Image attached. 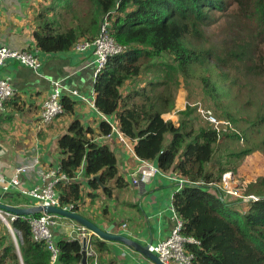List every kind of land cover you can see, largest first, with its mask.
Listing matches in <instances>:
<instances>
[{
    "label": "trees",
    "instance_id": "1",
    "mask_svg": "<svg viewBox=\"0 0 264 264\" xmlns=\"http://www.w3.org/2000/svg\"><path fill=\"white\" fill-rule=\"evenodd\" d=\"M50 1L35 18L33 37L41 52H67L82 40L95 39L105 16L111 37L127 46L110 57L98 75L94 106L102 115L114 116L117 130L132 141L138 159L186 179L173 195L172 206L183 223L182 233L199 242L187 245L194 256L192 264H264V176L247 185L246 195L256 198L247 203L229 201L207 186L219 184L224 173L234 174L246 157L264 156V118L249 111L242 100L246 79L260 76L264 81L263 54L259 51L251 57L240 45L217 54L205 32L218 17L235 14L250 23L264 43V0ZM162 55L171 57L172 63L153 62ZM249 62L252 70L246 65ZM144 72L148 77L143 82ZM179 76L199 86L209 101L208 109H203L226 122V131L218 133L195 103L176 110ZM61 102L64 114H73L74 103L67 97ZM166 115L176 119L166 120ZM97 130L94 133L75 121L57 143L60 172L70 181L59 183L56 191L61 205H73L75 211L83 199L82 182L75 180L82 166L86 184L107 199L128 189L115 153L94 142L97 136L110 135L112 126L101 121ZM240 140L243 148L238 146ZM242 204L245 210L239 209ZM11 227L21 234L19 256L5 233L0 236V264H20V260L49 264V252L32 240L25 220L18 217ZM89 244L97 261L108 252L106 242L96 236L90 237ZM57 247L56 264H81L80 240L62 238ZM106 261L117 264L113 259Z\"/></svg>",
    "mask_w": 264,
    "mask_h": 264
},
{
    "label": "crops",
    "instance_id": "2",
    "mask_svg": "<svg viewBox=\"0 0 264 264\" xmlns=\"http://www.w3.org/2000/svg\"><path fill=\"white\" fill-rule=\"evenodd\" d=\"M50 3V0H5L0 7V45L16 50H33L41 62L40 75L13 61L0 67V78L8 79L16 92L0 114V178L9 180L17 167L37 161L38 165L33 171L19 177L22 187L26 189L42 184L37 174L39 171L44 172L59 165L57 143L68 133L72 123L78 121L94 133H98L101 121L117 128L114 116H104L91 106L95 99L91 89L94 70L91 49L79 52L72 47L67 52L43 53L37 48L33 37L35 18L42 7ZM51 82H58L64 87L62 98L67 97L74 103V112L56 118L46 128H39L41 105L52 90ZM73 91L76 95L71 93ZM118 137V132L114 130L109 138L97 136L94 142L107 145L115 153L119 173L128 183V189L119 192L116 198L113 196L114 202L103 203L106 197L86 184L82 166L75 178L82 182L83 195L76 213L80 214L85 209L86 217L81 216L100 229L111 228V232L141 245L155 244L169 235L172 226L170 204L177 192V184L153 173L146 163L153 168L156 167L155 163L138 159L134 151ZM134 179L136 184L133 183ZM6 196L10 202L20 199L21 204L12 202L11 205L1 200L0 203L20 208L33 205L28 198L17 193L4 194L0 188V199ZM92 205L98 209L93 210ZM74 224V221L62 218L60 226L53 231L55 241L62 238L70 240L69 233H72V237L77 235L76 229H72ZM122 225H126L125 231ZM105 242L108 252L99 255V264H108L107 259H113L117 264H154L123 243Z\"/></svg>",
    "mask_w": 264,
    "mask_h": 264
},
{
    "label": "built area",
    "instance_id": "3",
    "mask_svg": "<svg viewBox=\"0 0 264 264\" xmlns=\"http://www.w3.org/2000/svg\"><path fill=\"white\" fill-rule=\"evenodd\" d=\"M5 0H0V7ZM76 51L82 52L87 49H91L93 57V82L95 83L101 70L106 65L107 60L110 57L121 54L126 51V46L118 44L110 35V20L105 16L99 27V32L95 39L91 41L82 40L74 45ZM13 61L19 65L25 66L40 75L41 62L36 56L33 50L24 49L16 50L12 49L6 45H0V67L4 66L6 62ZM52 90L48 98L42 103L38 127L46 128L48 127L56 118L64 114V108L62 105V92L64 87L58 82H51ZM76 95V92H71ZM16 92L11 86L8 79L0 78V114L4 112L5 104L15 96ZM92 95H96L95 90H92ZM85 100V98H82ZM91 106L95 109L94 99L91 102ZM198 112L204 116V118L216 129L219 133L220 131H226V122L217 120L209 112H205L202 109H198ZM116 131V128L112 127V132L110 135ZM118 132V131H117ZM110 135L106 136L109 138ZM118 138L121 140L125 146L133 150L132 141L124 137L121 133H118ZM241 144V142H239ZM148 167L155 174L162 175L171 181L176 182L177 192H179L183 186L187 183L186 179L178 177L174 173H163L157 168H153L151 164L146 163ZM37 161L31 164L19 166L15 169V174L9 180L0 178V188L5 194L17 193L20 196H24L33 202L31 207H56L65 211L76 212L73 205H61L59 195L56 191V187L61 182H69L70 180L60 172L59 166L56 168L49 169L47 171H39L38 177L41 179L42 184L29 189L23 188L19 177L22 174H28L36 168ZM133 183L136 184L137 181L134 179ZM196 184L203 185V182H198ZM210 189L214 188L213 183L207 184ZM216 191L223 198H237L242 203H247L252 200L254 196L246 195L247 184H235V178L232 173H226L222 176L219 184L215 185ZM214 192V190L212 191ZM4 213L7 218L3 220L7 226L10 238L13 243H15V250L19 256V243H21V234L16 229L11 227V223L19 216L13 214ZM171 222L172 226L169 235L160 240L155 244H148V251L154 254L157 259L162 264H192L193 254L187 250V245L193 244L198 246L199 242L192 237H187L182 233L183 223L180 217L175 212L172 203L170 204ZM37 216H20L23 220L27 222L30 228L32 240L36 243L43 244L46 250L50 254L49 264H56L59 257V249L57 247V242L54 239L53 231L56 227L60 226L62 217L54 214H46L43 212L37 213ZM35 215V214H34ZM72 229H76L75 236L72 237V233H69L70 240H80L86 238V259L88 264H99L97 261V255L91 248L89 241L90 237L93 235L92 232L88 231L85 227L74 224ZM122 229L125 231L126 225H122ZM17 235V237H16ZM19 240V243L17 242ZM20 264L23 262L20 260Z\"/></svg>",
    "mask_w": 264,
    "mask_h": 264
},
{
    "label": "rangeland",
    "instance_id": "4",
    "mask_svg": "<svg viewBox=\"0 0 264 264\" xmlns=\"http://www.w3.org/2000/svg\"><path fill=\"white\" fill-rule=\"evenodd\" d=\"M84 1V0H83ZM81 3V0H80ZM243 19L236 17L235 14H229L226 16L218 17L217 23L215 25L209 26L205 29L208 43L210 47L215 46L213 49L217 51V54L223 51H230L233 50L236 45H240L246 50L249 51V55L251 57H257L259 51H262L263 58H264V43H261V39H257L255 33L252 32L250 23L246 21H242ZM67 25V24H66ZM119 44V43H118ZM121 45V44H120ZM124 46V45H123ZM127 48V46H126ZM153 62H168L169 64L172 63L171 57H167L165 55L160 56L153 60ZM152 62L150 61L148 65H151ZM248 68L251 70L254 68L251 62L246 64ZM144 72L141 76L144 77L143 82L148 77L147 74H150V71ZM146 74V75H145ZM142 80V79H139ZM247 80V83L245 81ZM243 82V89L244 92L242 94V100L244 102V106L251 112L257 113V116L260 118H264V81L260 76H254L253 78H248ZM141 83H137L140 85ZM132 86H136V84H132ZM95 84L93 79L91 80V89H94ZM127 90V89H126ZM226 93V91H225ZM185 103H195L196 105L200 106V109L205 111L203 108L208 109L209 101L205 98L203 92H201L199 86L196 83L192 82H185L179 76V89L176 92L175 97V108L180 110L184 107ZM166 120L171 118L175 120V115L171 116H164ZM264 127V125L262 126ZM125 145V144H124ZM133 146V145H132ZM238 146L242 147L244 144L238 143ZM235 178V184H249L251 182H255L258 177L264 176V156L260 153L253 154L251 156L246 157L242 162L241 166L235 171L233 174ZM256 198L253 197V200ZM2 202L6 204H21L19 200H13L12 202L8 201V196L2 197L0 199ZM229 201H238L237 198H231ZM105 202H114L113 198H104L103 203ZM3 203V204H4ZM102 203V200H101ZM106 203V204H107ZM243 205V204H242ZM239 206V205H238ZM245 206H239V209L245 210ZM93 210H97L98 208L95 205H92ZM85 210V209H83ZM80 211V215L85 216L86 214ZM87 211V210H86ZM5 219L7 218L6 215H3ZM5 225L3 220L0 218V236H5L6 233L7 237L10 238L9 230L7 231L6 228L2 225ZM17 237V235H16ZM19 243V240L17 241ZM15 246V243H13ZM16 248V246H15Z\"/></svg>",
    "mask_w": 264,
    "mask_h": 264
},
{
    "label": "water",
    "instance_id": "5",
    "mask_svg": "<svg viewBox=\"0 0 264 264\" xmlns=\"http://www.w3.org/2000/svg\"><path fill=\"white\" fill-rule=\"evenodd\" d=\"M95 180L99 182L98 176L94 177ZM0 211L5 212L7 214H13L16 216H30L37 214L39 212H43L46 214H54L58 215L62 218H66L69 220L74 221L80 226L85 227L88 231H91L95 236H98L100 239L105 240V241H113V242H120L123 243L131 248H133L137 253L141 254L148 260L152 261L154 264H162L157 257L150 253L148 251V245H141L137 242H134L127 237L123 235H118L113 232H111V228L109 229H100L98 226L94 225L84 217H82L80 214L76 212H70V211H65L60 208L56 207H29V208H20V207H15V206H10V205H5L0 203ZM81 252H82V261L81 264H87V259H86V238H83L81 241Z\"/></svg>",
    "mask_w": 264,
    "mask_h": 264
},
{
    "label": "clouds",
    "instance_id": "6",
    "mask_svg": "<svg viewBox=\"0 0 264 264\" xmlns=\"http://www.w3.org/2000/svg\"><path fill=\"white\" fill-rule=\"evenodd\" d=\"M95 84V83H94ZM96 96V95H95ZM95 100V99H94ZM185 105H186V103H185ZM185 105H184V107H185ZM184 109V108H183ZM198 109H200V106H198V108H197V111H198ZM97 110V109H96ZM62 116V115H61ZM110 124V123H109ZM210 124V123H209ZM111 125V124H110ZM112 127H114L113 125H111ZM114 128H116V127H114ZM215 129V128H214ZM216 130V129H215ZM116 131H118L117 130V128H116ZM118 133H119V131H118ZM239 142H241V144H242V141L240 140ZM238 142V143H239ZM133 145V144H132ZM156 168V167H155ZM227 173H232V172H227ZM224 174H226V173H224ZM223 174V175H224ZM233 174V173H232ZM222 175V176H223ZM222 176H221V178H222ZM221 181V180H220ZM220 183V182H219ZM215 185V184H214ZM248 185V184H247ZM208 186V185H207ZM209 187V186H208ZM247 188V187H246ZM211 191H213L214 190V192H212L213 194H215V191H216V189L215 188H212V189H210ZM246 191V190H245ZM217 192V191H216ZM177 193V192H176ZM218 193V192H217ZM173 197V196H172ZM253 200V199H252ZM240 202V201H239ZM171 203H172V200H171ZM96 237H98V236H96Z\"/></svg>",
    "mask_w": 264,
    "mask_h": 264
},
{
    "label": "bare ground",
    "instance_id": "7",
    "mask_svg": "<svg viewBox=\"0 0 264 264\" xmlns=\"http://www.w3.org/2000/svg\"><path fill=\"white\" fill-rule=\"evenodd\" d=\"M3 215H5V214L0 212V217H1L3 220H5V217H4Z\"/></svg>",
    "mask_w": 264,
    "mask_h": 264
}]
</instances>
